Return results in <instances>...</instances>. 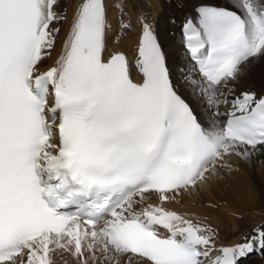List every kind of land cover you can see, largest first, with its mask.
Returning <instances> with one entry per match:
<instances>
[{
  "label": "snow or ice",
  "instance_id": "snow-or-ice-1",
  "mask_svg": "<svg viewBox=\"0 0 264 264\" xmlns=\"http://www.w3.org/2000/svg\"><path fill=\"white\" fill-rule=\"evenodd\" d=\"M58 6L0 0V264H57L65 253L76 264H239L264 249V225L218 246L210 224L165 206L230 173L233 155L264 149V95L234 88L264 56V0L204 2L183 24L184 84L225 117L207 123L146 18L140 79L124 51H109L104 0H82L42 69L66 18Z\"/></svg>",
  "mask_w": 264,
  "mask_h": 264
},
{
  "label": "bare ground",
  "instance_id": "bare-ground-1",
  "mask_svg": "<svg viewBox=\"0 0 264 264\" xmlns=\"http://www.w3.org/2000/svg\"><path fill=\"white\" fill-rule=\"evenodd\" d=\"M226 1L180 0L181 6L178 5L175 9V6H166L164 3L158 6V0H104L107 19L112 26L107 36V47L109 51H124L133 64V78L140 79V75L134 67L136 46L141 34V25L137 17L146 18L147 22L154 26L157 38L168 56L169 66L176 83L177 80L174 73L177 68L176 65L185 68L186 65L190 67V64L187 54L179 42L180 39L173 29V25L164 21L167 11L170 10V7L175 12H179V9L182 10L181 14L183 15L179 16V19L186 21L192 14L194 5L198 6L204 2L225 5ZM80 3H82V0H67L62 11H60L63 17L66 18L63 19V22L54 24L55 27L60 28V33L57 37L55 50L50 58L43 61L42 69L51 66L62 51L63 41L67 36ZM121 6L126 13L123 17L121 16ZM121 22L131 23V28L121 29ZM244 70V73L250 71L251 74L246 73L238 78L237 82L234 83L236 92L239 93L253 88L258 91H255L258 95H264V84L263 82L258 83L259 81L256 79L258 76H264V60H252ZM253 74L254 78L251 77ZM182 75V80H184L185 74ZM251 82L255 86H252ZM232 86L230 85V87ZM179 90L188 101L191 98L196 99V103L203 101L198 96H194L192 90L186 88L185 84L179 87ZM191 105L194 109H197L193 101ZM226 107L221 106L220 112L223 113ZM224 118L223 115L219 117L214 115L213 118L205 121V123L213 119L223 120ZM230 162L232 169H234L232 172L221 171L209 184L203 186L199 193L194 192L191 195L177 197L175 201L165 205L170 209L187 212L194 220H204L210 224L218 234V246L235 244L239 242L242 236L251 233L257 226L264 225V167L259 166L260 163L264 162V149H259L247 160L233 155L230 158ZM247 163V176H245L240 170L245 169L243 166H246ZM149 202L159 203L158 197L153 194ZM256 251L258 254L262 252L261 250ZM249 258V261L244 260V262H248V264H264V258L261 261L257 260L255 256H250ZM57 264H76V261L65 253L63 258L59 255L57 256ZM120 264H129V259L121 257ZM131 264H138V262L135 258H132Z\"/></svg>",
  "mask_w": 264,
  "mask_h": 264
},
{
  "label": "rangeland",
  "instance_id": "rangeland-1",
  "mask_svg": "<svg viewBox=\"0 0 264 264\" xmlns=\"http://www.w3.org/2000/svg\"><path fill=\"white\" fill-rule=\"evenodd\" d=\"M176 1V2H175ZM215 1V0H214ZM220 1V0H219ZM226 1V0H225ZM67 2V0H59V6L56 8V11H57V13L59 14L60 13V9H61V7L63 8V6H65V3ZM159 2V1H158ZM177 2H178V0H173V2H172V5L173 6H176L177 5ZM180 2V1H179ZM226 3H227V1H226ZM225 3V4H226ZM170 13L169 14H171V16L172 15H175V14H177L178 12H175V11H173V10H171V7H170ZM180 13H182L181 11L182 10H178ZM61 16H63V14H60ZM173 17H175V16H173ZM172 18V17H171ZM61 22H63L62 20L61 21H59V23H61ZM56 23H58V22H56ZM172 32V31H171ZM173 33V32H172ZM256 60H258V61H263L264 60V56H261V57H259V58H257ZM247 69V68H246ZM245 71V70H244ZM247 72H243V74L241 75V76H243L244 74H246ZM247 74H251L250 73V71L247 73ZM254 76V74L251 76V77H253ZM181 77L183 78V75H181ZM254 78V77H253ZM256 79H258L257 81H259L258 83H262L263 82V84H264V76H258V77H256ZM179 83H183L182 82V80H179L178 81ZM250 83V82H249ZM251 85L252 86H255L254 84H253V82H251ZM183 86V85H182ZM192 99V101L194 102V104L197 106V109H198V115L200 116V118L202 117H206V114H208L207 116L210 118H213V116L215 115V113H213V115L211 116V111H207V109H206V106L204 105V102L202 101L201 103H196V99H194V98H191ZM210 118V119H211ZM204 121V120H203ZM263 164V165H262ZM259 166H263L264 167V162H262V163H260V165ZM259 166L257 167L258 168V170H259ZM243 167H245V169H243V170H240V172L243 174V175H245V176H247V167H248V163L246 164V166H243ZM236 168V167H235ZM256 168V169H257ZM234 169H232V171H233ZM237 170V169H236ZM231 171V172H232ZM225 180V179H224ZM200 190L201 189H199L198 191H196L197 193H199L200 192ZM263 223H264V221H263ZM225 242H226V240H224ZM227 241H228V239H227ZM263 250V249H262ZM250 256V254H248L246 257H244V258H241V260H240V263L242 262V264H248V262H244V260H246V261H249L248 260V257ZM257 256V255H256ZM262 256H264V251H262V253L260 254V255H258L256 258H257V260H262V258H264V257H262ZM249 259H251V258H249ZM239 263V264H240Z\"/></svg>",
  "mask_w": 264,
  "mask_h": 264
}]
</instances>
